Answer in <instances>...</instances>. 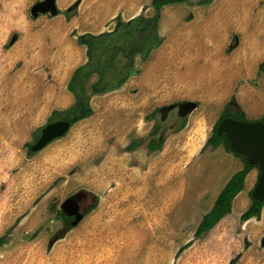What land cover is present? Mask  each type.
<instances>
[{
    "label": "rangeland",
    "instance_id": "1",
    "mask_svg": "<svg viewBox=\"0 0 264 264\" xmlns=\"http://www.w3.org/2000/svg\"><path fill=\"white\" fill-rule=\"evenodd\" d=\"M38 1L0 0V237L7 235L0 264H264V206L260 218L241 220L252 202L257 167L231 213L194 235L243 167L223 145L206 144L224 106L234 97L246 120L264 118V76L236 77L225 70L254 41L261 45L264 0H189L164 7L163 44L146 61L136 58L140 72L118 89L93 95L91 116L32 152L30 143L58 120L49 121L52 111L74 102L67 67L75 59L66 57L78 44L79 20L98 24L96 15L89 20L90 0H57L60 9L70 4L57 14L34 16ZM94 1L100 11L119 0ZM151 1L143 0L145 15L155 13ZM245 7L250 28L245 16L240 19ZM119 12L126 20L139 11ZM114 14L104 13V21L89 28H114ZM215 24L219 30L210 29ZM41 37L46 41L36 42L35 50L31 44ZM193 58L202 61L195 65ZM196 67L207 77H188ZM187 102L195 107L184 112ZM154 138L161 147L151 150ZM79 193L84 216L73 226L61 205Z\"/></svg>",
    "mask_w": 264,
    "mask_h": 264
},
{
    "label": "trees",
    "instance_id": "2",
    "mask_svg": "<svg viewBox=\"0 0 264 264\" xmlns=\"http://www.w3.org/2000/svg\"><path fill=\"white\" fill-rule=\"evenodd\" d=\"M188 1L152 0L151 5L155 9L153 15H145L141 12L128 20H124L121 14H117L114 28L98 33L85 32L78 34L77 42L86 47L87 59L75 68L67 83V89L73 94L74 102L65 109H54L51 116H49V121L57 118L68 119L73 125L79 120L91 116L94 113L91 103L92 96L122 87L130 76L140 72L136 65V58L139 57L142 61H146L152 51L163 44L164 36L160 32L163 7ZM212 1L198 0L197 3L208 4ZM79 3L80 0H77L76 5ZM145 8L144 6L143 9ZM66 14L68 16L69 13L66 11ZM230 51L231 49L228 48L227 52ZM259 73H264V61L259 64ZM94 76H96V79L91 82ZM237 107L239 105L235 98H231L224 106L219 119L214 125L212 135L207 139L206 144H210L213 147L223 145L227 151L232 152L243 161V167L231 175L218 194L212 208L203 215L194 234L196 237H200L203 233L212 229L224 216L231 213L235 197L245 188L247 175L252 169L257 167L254 164H250L243 155L231 147L225 133L218 134L219 124L225 117L231 116L239 120L247 119L245 111ZM160 142L156 138L151 139L148 147L151 150L159 149L161 147ZM30 146H32L31 143ZM30 151L34 152L31 147ZM252 190L250 191L252 202L247 210L242 213V221L252 217H261L264 200L256 199L252 194ZM62 215L67 218L63 211ZM6 241L7 235L1 236L0 247ZM190 244L188 242L182 245L178 253ZM230 263L233 264L234 260H231Z\"/></svg>",
    "mask_w": 264,
    "mask_h": 264
},
{
    "label": "water",
    "instance_id": "3",
    "mask_svg": "<svg viewBox=\"0 0 264 264\" xmlns=\"http://www.w3.org/2000/svg\"><path fill=\"white\" fill-rule=\"evenodd\" d=\"M57 0H41L36 2L32 8V15L36 16L40 12L58 13ZM13 38L12 41H14ZM195 107L194 102H187L185 111H189ZM71 123L68 119H58L47 123L40 137L32 144L31 148L38 151L45 147L54 139L63 136L70 129ZM225 133L229 139L231 147L244 156L250 163L259 169L258 180L252 190L253 196L260 200H264V118L263 120L248 121L239 120L231 116L225 117L218 127V134ZM62 210L68 215H75L71 222L73 226L77 225L83 218L84 213L78 212L79 203L73 197H68L61 205Z\"/></svg>",
    "mask_w": 264,
    "mask_h": 264
},
{
    "label": "crops",
    "instance_id": "4",
    "mask_svg": "<svg viewBox=\"0 0 264 264\" xmlns=\"http://www.w3.org/2000/svg\"><path fill=\"white\" fill-rule=\"evenodd\" d=\"M84 0H81V3L83 2ZM215 0H213L211 3L209 4H212ZM91 4L94 6L93 10L88 14L89 16V20L93 18V15H96L98 16L97 18V23L96 26H94L93 24H87L86 22L84 23L83 21L85 20H82L80 19L79 22H80V29H79V34H82V33H85V32H93V33H98V32H101V31H104L102 28H99L97 30L95 29H90V28H96L98 27V25L100 23H102L104 20H103V14L106 13V12H109V13H115L114 15L120 13L119 11L122 10V9H130L131 7H134V9H138V13L141 12V10L144 8V3H143V0H119V1H116L115 4H112L111 6L113 8H105V7H102L100 9V11L97 10V6L94 5V0H90ZM70 3H68L67 5H64L60 10L63 11ZM125 6V7H124ZM168 6V5H167ZM166 7V6H165ZM164 8V7H163ZM80 9V8H79ZM243 10H240V14L242 15V17L240 19H242L244 16H245V20L248 22L247 25L248 28H250V25H252V17H251V12L249 10H247V7L245 8H242ZM66 10V9H65ZM245 11H249V12H245ZM137 13V14H138ZM135 14V15H137ZM113 15V16H114ZM122 15V14H121ZM134 15V16H135ZM88 16L86 17V19L88 18ZM134 16H130L128 18H126V20L134 17ZM247 16V17H246ZM123 17V16H122ZM124 19V18H123ZM74 21H78V19H76V17L73 19ZM88 20V21H89ZM125 20V19H124ZM66 21V20H65ZM75 23V22H74ZM211 23V22H210ZM83 24V25H82ZM86 27V28H84ZM90 27V28H89ZM209 27H211L210 29L214 28V29H217L219 30V28L221 27V24H219L218 26L215 25H212ZM63 31L66 30V27L64 26L63 27ZM248 28H244L245 30H248ZM243 29V30H244ZM239 31H242V30H239ZM36 38H39V37H36ZM253 40V38H252ZM33 44H31L32 47L35 48V50H37L39 48L38 44H41V43H45L46 40H44L42 37L40 39H35L33 40ZM40 41V42H39ZM77 41V40H76ZM36 42H38V44L36 45ZM78 43V42H77ZM74 44V49L72 48L68 57L66 58H69L68 59V62L70 63H73V59H75V64H74V67L72 69L69 68V66L71 64L68 65L67 69L70 70L69 72V78L71 77L73 71L75 70V68L79 65H81L82 63H84L87 59V54H86V47L84 45H81V44H75V42L73 43ZM254 44L253 48H251V50L248 52L245 53V56L243 58H239V59H236V65L235 66H232V70L231 68L227 67L225 70L232 74V75H235L236 77H249L248 75H255L257 73H259V64L264 61V53L260 54L258 53V51H262L264 50V39L261 41V45H259V40L257 41H254L252 43V45ZM262 58H258L260 56H262ZM73 58V59H72ZM78 58H82V61L79 63V64H76V61ZM195 60V65H197V62H201L202 59L201 58H193V61ZM259 60V61H258ZM258 61V62H257ZM218 60L215 62L217 63ZM255 62L257 64H255ZM255 64V65H253ZM193 64H190L188 66V69L187 71L190 70L191 66ZM230 69V70H229ZM198 70V67L195 68V74H192V73H189L187 74L188 77H192V78H203V77H207V74L205 73H202L203 70L200 68V72H196ZM224 70V71H225ZM260 75V78L262 76H264V73H259ZM259 78V79H260Z\"/></svg>",
    "mask_w": 264,
    "mask_h": 264
},
{
    "label": "flooded vegetation",
    "instance_id": "5",
    "mask_svg": "<svg viewBox=\"0 0 264 264\" xmlns=\"http://www.w3.org/2000/svg\"><path fill=\"white\" fill-rule=\"evenodd\" d=\"M83 195V194H82ZM77 201H78V203H79V209H78V212H81V213H84V210H83V205H82V203H81V200L80 199H82L81 198V194L79 193L78 195H72ZM63 211V210H62ZM64 212V211H63ZM65 213V212H64ZM66 214V213H65ZM67 215V221L69 220L70 222H72L73 220H74V218H75V215H68V214H66Z\"/></svg>",
    "mask_w": 264,
    "mask_h": 264
}]
</instances>
